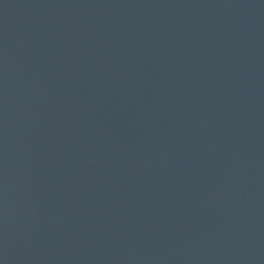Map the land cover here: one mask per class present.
<instances>
[{"label":"water","instance_id":"water-1","mask_svg":"<svg viewBox=\"0 0 264 264\" xmlns=\"http://www.w3.org/2000/svg\"><path fill=\"white\" fill-rule=\"evenodd\" d=\"M0 264H264V117L71 0H0Z\"/></svg>","mask_w":264,"mask_h":264}]
</instances>
